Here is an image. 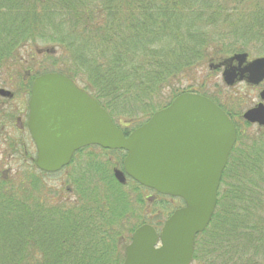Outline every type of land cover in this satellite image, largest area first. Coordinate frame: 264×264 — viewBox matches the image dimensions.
I'll return each instance as SVG.
<instances>
[{"label":"trees","instance_id":"1","mask_svg":"<svg viewBox=\"0 0 264 264\" xmlns=\"http://www.w3.org/2000/svg\"><path fill=\"white\" fill-rule=\"evenodd\" d=\"M262 6L260 0H0V61L14 59L20 46L37 39L66 48L71 63L57 72L95 98L126 136L180 94L213 100L234 121L238 140L216 212L196 238L193 263L264 264V137L248 138L243 127L250 125L242 112L236 114L205 92L173 89L163 102L156 99L170 78L189 74L210 57L215 38L209 29L227 27L228 36L220 35L218 43L227 55L245 52L249 42H263ZM6 11L15 14L9 19L22 18L21 33H6ZM128 95L137 112L123 104ZM127 118L131 126L122 123ZM94 149L114 156L123 167L125 152L94 147L85 150L88 163L81 152L79 163L68 167L85 162L90 177L79 178L76 172L68 188L48 187L44 178L59 173L41 172L35 164L15 180L0 176V264H123L117 252L120 236L156 219L162 225L177 209L180 200L157 194L163 206L149 211L148 189L133 180L120 185L110 171L114 164L102 162ZM128 185L133 192L127 194ZM71 191L75 201L68 197Z\"/></svg>","mask_w":264,"mask_h":264},{"label":"water","instance_id":"2","mask_svg":"<svg viewBox=\"0 0 264 264\" xmlns=\"http://www.w3.org/2000/svg\"><path fill=\"white\" fill-rule=\"evenodd\" d=\"M248 57L236 54L210 69H223V82L229 88L243 81L259 86L264 82V57L250 62ZM9 94L0 90V95ZM260 100L243 119L264 128V90ZM29 131L37 149L36 167L42 172H60L77 151L88 146L123 151V170L114 171L119 184L129 177L185 203L165 222L161 234L149 225L138 228L123 264L193 263L196 237L211 223L237 142L234 122L215 102L183 93L126 136L100 103L71 78L50 73L34 82Z\"/></svg>","mask_w":264,"mask_h":264},{"label":"rangeland","instance_id":"3","mask_svg":"<svg viewBox=\"0 0 264 264\" xmlns=\"http://www.w3.org/2000/svg\"><path fill=\"white\" fill-rule=\"evenodd\" d=\"M260 4L263 5L262 7L264 9V0H260ZM97 7L98 6H96V8ZM3 14H7L6 20H9V23H10V26H9L10 28H7L6 33H9L12 30H13L12 32L17 31V32L21 33L23 30V23H24L22 18L20 19V21L14 20V17L12 19H9L8 16L15 15V14L11 13L10 11L3 12ZM18 14L23 15V11H20ZM258 17H262V16H258ZM57 22L59 23L60 21H57ZM3 23H6V21ZM262 25L264 26L263 23H262ZM226 28L227 27L225 25L224 26L219 25V26L215 27V29H217V30L211 31V29H209V32H212V34L214 35V38H215V42L212 43L213 44L212 47H210L208 49L210 57L205 59L203 61L204 62L203 64H201L199 67L194 69L189 74L179 73L177 77L170 78L168 82H170V81L171 82H170V84H166V86H165L166 88L163 85L160 86V87H162V89L158 92V97H156V99L162 98L161 102H163L164 101L163 99L167 98L173 89H176V90L180 89L182 91L183 89L192 88V90H195L198 92L200 91L203 93L205 92L206 94L216 98L223 105H225V107L227 109L234 111L236 114L241 113V112L243 114L245 111L254 107L256 104H258L260 102L259 95H260V92L264 88V83L262 85H260L259 87L249 86L246 83H238L234 87L229 88L223 82L222 70L210 69V65H212V64L215 65L218 62L226 60L227 58H230L231 56H233L235 54V53H231V54L227 55L226 54L227 49L225 47H223L222 44L220 46H218V43H220L219 42L220 35H222L223 37H227L228 36L227 34H229L228 30ZM8 29H11V30H8ZM224 42H226V44L229 45V40L227 38H225ZM174 45H175L174 48H177L176 51L179 52L180 51L179 45H177L175 43H174ZM240 46L241 45L238 44V47H240ZM36 49H38V50H45V49L50 50V49H52V50H54V52H51V53L46 52L42 55H39L36 53V51H37ZM244 49H245V52H237V53H247L249 55V60H254L256 58L264 57V41L263 42H258V41L249 42L246 44ZM62 50H63V52H62ZM65 50H66V48L64 49L60 46H55V44H53V43H47L43 40L37 39L34 44H26V45L20 46L18 48V52L15 54L14 59H11V60H5L4 59L3 61L19 62V61H21V59L23 57H25L27 55L28 59L32 58V60H34L35 63H37L34 67H32L33 71L35 72V76H37L39 74H44V73H49V72H57L58 68H60V67H68L71 63V58H70V54H68L69 52H67ZM30 56H32V57H30ZM195 56L198 57V55H195ZM54 60L57 61V64H58L55 67L52 64L54 62ZM29 64H31V63H29ZM7 66H9V67L0 69V87L2 86V84L4 83V80H6L7 77L14 76V77L21 78L22 76H24V72L26 70L25 68H22L19 66H14V63L8 64ZM83 76H84L83 80L84 81L87 80V77L84 74V72H83ZM131 96L128 95V97L124 99L123 104L128 109L132 110L133 112H137V109L139 110V106L137 108L136 107L134 108V102H133ZM122 123L131 126V124L133 123V120H131L130 118H127L125 120H122ZM242 125L244 126V124H242ZM243 130H244V132L248 138L259 137V136L264 137V135H263L264 134V128H261L257 125H250L248 127H243ZM3 151H4V147H3V145L0 144V154ZM94 152H95L96 156L100 157L102 162H106L107 160H110L114 164V167L112 165L110 166V171H112L113 176H114V169L115 168L118 170H122V167L120 165H118L116 163V161H113L114 159H116V158H114V156H110L109 154L104 153L99 149H94ZM89 160H90V158H85V161H87V163L89 162ZM87 163L82 162V163H80V165L75 164V165H73V167L63 170L61 173H59L58 176H48V177L44 178V183L48 187L62 188V189L68 188V187H70V184L67 183V180H69V178H71L72 174L79 172L78 176H79V178H81L82 174L86 173L89 175L84 176V177H87V178L90 177L92 172L91 173L89 172V166H86ZM115 165L118 167H116ZM33 166H34V163H31V162H28V163H15V162L8 163L4 159H2V160L0 159V176L1 177L3 176L5 178L8 177L9 179L15 180L17 177L20 176V173H25V174L28 173L29 170ZM80 168H82V169L79 171ZM94 169L95 168H92V171ZM90 171H91V168H90ZM126 185L127 184L122 185V186L125 187ZM128 192H130V193L133 192V190L131 188H129V185L125 189V193L128 194ZM68 197L70 200L75 201L76 195H75V193H72V191H71L69 193ZM145 198H146V202L150 205V207L148 206L149 211H152V209H155L158 211V209H160L163 206V205H158V204H160L161 201H160V199L154 197V195L152 193L148 192L146 194ZM151 204L153 205L152 208H151ZM179 207H181V204H177L176 208H179ZM137 209L138 208L136 207V210ZM144 212L145 211H143V210H139V211H137V214L143 215ZM155 222L157 223L158 219H156ZM122 236L125 239H127V237H128V236L126 237V234H124V233ZM125 243H129V242L126 240ZM119 247H120V245H119ZM118 252H119V249H118ZM119 254H121V256L123 257V249L120 250ZM117 258H119V257H117ZM193 264H196V263H193Z\"/></svg>","mask_w":264,"mask_h":264},{"label":"flooded vegetation","instance_id":"4","mask_svg":"<svg viewBox=\"0 0 264 264\" xmlns=\"http://www.w3.org/2000/svg\"><path fill=\"white\" fill-rule=\"evenodd\" d=\"M36 50H37L36 53L39 55H42L46 52L47 53L54 52V50L52 49L50 50L36 49ZM247 60L248 62L252 61V60H249V57ZM13 63H14V66H19V67L25 68L26 70L24 72V76H22L21 78L14 77V76L7 77L6 80H4V83L2 84V86L0 87V90H4L10 93L9 95H6V96L0 95V144L3 145L4 147V151L0 154V159L1 160L4 159L8 163L31 162V163L36 164L37 149H36L35 143L29 131L30 100H31V94H32L34 82L36 81L37 78L41 77L42 75L48 74V73L39 74L35 76V72L33 71L32 67H34L37 63H35V61L32 60V58L28 59L27 55L23 57L21 61L19 62H8V61L2 60L0 61V66H3V68H8L9 66L7 65L13 64ZM234 66H238V64L235 62ZM242 83H246L247 85H249L246 81H243ZM259 86H253V87H259ZM243 114H242V119H243ZM251 125H254V124H251ZM94 147H98V146H88L86 148H83L77 151L73 155L72 160L70 164L68 165V167H70L72 163H79V159L82 156L80 155L81 152H83V157L85 160V158H87L85 150H89L90 148H94ZM115 170L116 168L114 169V171ZM83 175L88 176L89 174L84 173ZM129 180L131 179L127 177L125 184H128ZM148 192L150 193L153 192L152 194L154 195V197L157 196V193L155 191L148 189ZM183 207H185L184 204H182L181 207L177 209H180ZM150 214L151 213L147 211V215L149 217H151ZM168 217L163 221L162 225H160V223H156L155 220H153V222H149L143 225L152 226L158 234H161L163 225L165 224V221L168 219ZM134 232L130 233V231H127L125 233L126 237L128 236L127 239H125L122 235L119 238L120 247L118 246L117 252H118V249H119V252L120 250L123 249L124 260H125L126 248L131 244ZM126 240L129 243H125Z\"/></svg>","mask_w":264,"mask_h":264}]
</instances>
